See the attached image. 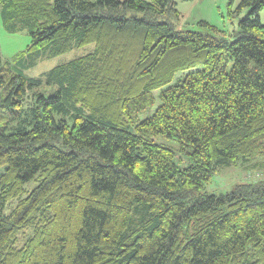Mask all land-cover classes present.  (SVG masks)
<instances>
[{"label": "trees", "instance_id": "trees-1", "mask_svg": "<svg viewBox=\"0 0 264 264\" xmlns=\"http://www.w3.org/2000/svg\"><path fill=\"white\" fill-rule=\"evenodd\" d=\"M233 4L227 34L177 0H0L30 37L0 51V264H264V178L207 191L264 169V0Z\"/></svg>", "mask_w": 264, "mask_h": 264}, {"label": "rangeland", "instance_id": "rangeland-1", "mask_svg": "<svg viewBox=\"0 0 264 264\" xmlns=\"http://www.w3.org/2000/svg\"><path fill=\"white\" fill-rule=\"evenodd\" d=\"M239 1L240 0H233L234 7ZM177 2V8L181 12L182 18L189 23V27H193L199 31H206V28L200 26L198 23L201 20H205L225 30L227 34L239 29L238 19H231L228 16V4L230 0H177ZM242 15L244 16V14H241V16ZM260 17L261 21L264 23V9L260 12ZM29 44L30 37L25 31L17 33L8 32L0 17V51L4 61L12 63L14 57L19 52L26 50ZM93 48L94 46L92 44L84 47H77L61 55L43 59L39 61L34 68L26 72L33 76L40 75L57 64L92 51ZM154 93L157 96L159 91H155ZM160 142L171 147L177 146L176 142L164 139L163 137L160 138ZM179 157L180 156H177L176 158L177 162H180ZM183 163L187 165L188 160L184 159ZM261 178H264V169L255 168L253 170H248L247 164L240 162L235 166L220 168L207 186V191L215 194L225 193L246 180L251 181Z\"/></svg>", "mask_w": 264, "mask_h": 264}]
</instances>
